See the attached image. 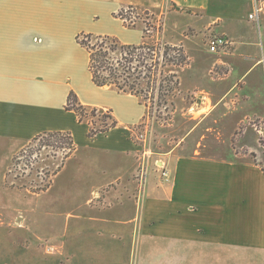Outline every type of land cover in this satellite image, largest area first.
I'll use <instances>...</instances> for the list:
<instances>
[{
  "label": "crops",
  "instance_id": "obj_1",
  "mask_svg": "<svg viewBox=\"0 0 264 264\" xmlns=\"http://www.w3.org/2000/svg\"><path fill=\"white\" fill-rule=\"evenodd\" d=\"M218 1L224 0L210 4ZM241 1L247 7L245 20L228 4L229 19L249 23L252 1ZM208 3L0 0V150L12 154L42 132H70L76 148L40 193L56 184V176L78 147L96 159L79 181L69 183L84 190L81 200L48 208L46 213L21 215L36 229L31 242V236L21 241L35 251L33 264H39V259L41 264H264V153L254 161L227 148L170 149L152 161L151 156L145 158L147 171L139 184L136 172L142 146L127 128L143 119L146 107L135 95L94 84L87 69L88 53L76 41L84 31L115 36L123 44L140 43L142 29L126 28L113 14L126 4L171 6L198 17ZM221 20L217 15L207 25L216 29ZM255 26L258 31L252 38L216 31L229 44L215 52H223L219 56L208 57L212 64L208 72L228 85L220 100L234 93L231 113L251 102L264 112V13ZM233 72L236 78L227 82ZM238 82L240 87L235 85ZM71 91L87 108L109 112L116 124L89 137L90 123L79 121L73 110L65 108ZM213 91L214 95L220 92ZM263 112L244 113L237 125L248 116L261 119ZM229 113L215 111L208 119L222 122ZM17 218L15 213L0 212L10 236L23 230L18 226L15 232L8 230ZM41 220L62 221L63 227L57 235L39 230ZM70 220L79 224L68 230ZM0 264L12 263L2 260Z\"/></svg>",
  "mask_w": 264,
  "mask_h": 264
},
{
  "label": "rangeland",
  "instance_id": "obj_2",
  "mask_svg": "<svg viewBox=\"0 0 264 264\" xmlns=\"http://www.w3.org/2000/svg\"><path fill=\"white\" fill-rule=\"evenodd\" d=\"M210 1L198 17L194 16L190 10L171 6L170 8L168 6L167 8L153 9L131 5L133 8H128L129 4L113 13L116 14L123 10L121 14L124 21L120 19L126 28L142 29V40L143 35H146V39L150 41L159 40L169 45L180 46L187 59L182 66L174 67L167 60L174 55V52L168 51L166 55L163 54L164 60H166L165 64H168V68H173L176 72L178 84L169 98V101H173L174 104L173 111H163L164 107L159 106L162 107L160 112L167 114L166 119L162 118L163 116L161 118L157 116L158 106L151 105L149 101H147V107L145 106L146 114L140 122L148 128L146 148L150 151V161L161 157L164 152L170 149H198L203 152L208 148H227L231 151L235 150L240 155H247L254 161H257L258 155L263 156V108L257 103L251 102L231 113L230 109L236 105L234 93L232 91L229 93L230 99L220 100L223 90L228 88V85L224 83V80L208 72L212 67V64L208 63V57L219 56L223 53H210L208 48V41L218 35L217 32L225 30L234 37L252 38L258 30L252 21L247 23L239 20L237 23L229 19L230 15L226 7L228 4L234 7L238 16L245 20L244 14L247 7L243 1L224 0L213 4H210ZM217 15L221 16L222 20L216 30L213 27L214 24L207 25V22ZM201 25L202 27H197ZM236 75V72H233L227 82L234 80ZM164 83L166 84V82ZM235 85L240 87L242 84L238 82ZM214 89L220 90L218 95L213 94ZM206 94L210 96V99L204 97ZM217 101L218 105L214 106ZM221 104L220 108L222 109H219L218 106ZM215 111L218 112V115L221 112L230 113L224 116L222 122L208 119V116ZM251 111L263 112V118L248 116L237 125L238 119L244 113ZM107 113L109 112L97 110L95 116L89 114L84 120L91 123L92 127L102 126L101 120ZM105 122H110V119L105 118ZM223 135L225 141H223ZM216 138H219L218 141ZM67 152L68 150L63 147L62 142L55 138L48 139V137L39 139L37 142L30 140L12 154H9V150H0V212H12L18 216L16 221L11 222L15 227H9L10 232H15L16 228L19 229L18 227L23 228L21 233L16 232L15 235L10 236L5 232L8 227L2 225L5 222L0 221V261L12 264L16 262L17 264L35 263L33 261L35 251L32 250L31 245L26 248L21 244V241L34 234L36 229L30 227L31 222L21 218L22 214L46 213L48 208L67 206L81 200L80 192H84V190L71 188L69 183L79 181V177L89 172V167L94 165L96 160L83 147H78L75 155L65 162L64 168L55 178L56 184L44 193H40L52 181L53 174L60 167ZM33 224H37V222H33ZM38 224L39 230H45V228L53 230L56 235L63 227L62 221L41 220ZM78 224V221L70 220L68 230ZM33 227L37 228L35 225ZM68 232L70 233V231ZM29 238L31 242L32 236ZM14 239L17 240V244H14ZM41 262L39 259V264Z\"/></svg>",
  "mask_w": 264,
  "mask_h": 264
},
{
  "label": "trees",
  "instance_id": "obj_3",
  "mask_svg": "<svg viewBox=\"0 0 264 264\" xmlns=\"http://www.w3.org/2000/svg\"><path fill=\"white\" fill-rule=\"evenodd\" d=\"M128 8H133V6L129 5ZM122 11L114 15L124 21ZM144 32L146 33V30ZM146 37L143 35V40L138 44H123L115 36L82 31L76 35V41L88 53L87 69L94 84L112 86L120 92L135 95L146 107L149 101L151 105L158 106L157 116L159 118L163 116L162 118L166 119L167 114H162L160 112L162 107L159 106L164 107L163 111H173L174 104L173 101H169V98L178 84V79L174 69L168 68V64H165L163 54L166 55L168 51L174 52V55L167 59L174 67L182 66L187 59L180 46L169 45L159 40L150 41ZM115 54L118 56H114ZM148 59L149 62H147ZM65 108L73 110L79 121L84 120L89 114L95 116L98 110L96 107L87 108L81 104L73 91L67 96ZM103 117L102 126L92 127L90 125L87 134L89 137L105 132L116 124L109 113ZM105 118L110 119V122L106 123ZM46 137L55 138L62 142L64 148H67L68 152L64 159L76 148L72 135L67 131L42 132L34 136L31 141L37 142Z\"/></svg>",
  "mask_w": 264,
  "mask_h": 264
},
{
  "label": "built area",
  "instance_id": "obj_4",
  "mask_svg": "<svg viewBox=\"0 0 264 264\" xmlns=\"http://www.w3.org/2000/svg\"><path fill=\"white\" fill-rule=\"evenodd\" d=\"M252 1V10L248 14V18L258 24L260 20V16L262 13H264V0H251ZM229 44V40L224 35H215L208 41V48L211 52H217L221 48L226 47ZM142 122V121H141ZM137 123L134 125H131L127 128L130 136L135 139L138 143L142 146V152L143 157L141 159L139 170L137 171V180L139 184L144 182V178L146 175V161L145 158H147L149 154V150L146 148V139H147V131L148 128L143 123ZM143 124L142 126H140ZM166 171L162 167V174H165Z\"/></svg>",
  "mask_w": 264,
  "mask_h": 264
}]
</instances>
